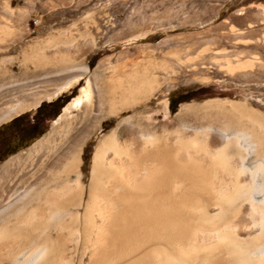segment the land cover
Segmentation results:
<instances>
[{
  "label": "bare ground",
  "instance_id": "bare-ground-1",
  "mask_svg": "<svg viewBox=\"0 0 264 264\" xmlns=\"http://www.w3.org/2000/svg\"><path fill=\"white\" fill-rule=\"evenodd\" d=\"M70 69L64 81L57 73L21 85L0 121L53 98L88 70ZM149 71L118 78L105 93L87 79L34 145L44 157L29 168L10 161L0 171V252L10 264H264V113L245 102H218L198 113V126L184 123L191 107L182 106L170 136L118 122L97 146L77 209L80 143L89 131L82 118L96 102L115 113L148 94L158 84ZM79 104V112H68ZM98 116H91L97 125ZM71 232L82 240L75 257Z\"/></svg>",
  "mask_w": 264,
  "mask_h": 264
},
{
  "label": "rangeland",
  "instance_id": "rangeland-1",
  "mask_svg": "<svg viewBox=\"0 0 264 264\" xmlns=\"http://www.w3.org/2000/svg\"><path fill=\"white\" fill-rule=\"evenodd\" d=\"M227 62L248 63L229 69ZM81 65L88 70L57 94L60 98L53 110L59 112L65 101L78 95L87 79L105 93L118 78L129 81L135 73L150 69L158 84L115 113H106L105 105L96 102L92 113L100 116L98 125L91 112L82 118L80 125L89 131L79 150L83 184L79 211L97 146L118 122L132 125L135 132L150 125L170 136L180 126L182 106L191 107L184 123L192 126L201 121L198 113L216 110L218 102H245L264 113V0H0V111L21 85L34 86L38 78L57 73L64 81L75 72L70 68ZM169 96L179 100L172 102L173 111ZM164 99L166 106L161 103ZM81 107L68 112L76 114ZM55 115L0 121V137L23 126V132L0 153V171L10 161L29 168L44 157L43 151L33 148L52 128ZM65 213L62 218L67 219ZM71 236V243L77 245L71 253L75 257L82 240L74 232ZM29 252L24 250L19 259L28 260ZM1 255L0 264H10L5 253Z\"/></svg>",
  "mask_w": 264,
  "mask_h": 264
},
{
  "label": "trees",
  "instance_id": "trees-1",
  "mask_svg": "<svg viewBox=\"0 0 264 264\" xmlns=\"http://www.w3.org/2000/svg\"><path fill=\"white\" fill-rule=\"evenodd\" d=\"M60 98V96H56L54 99H51V100H42L39 102V104L34 108L33 111H31L30 109L29 110H26V111H23L21 112L20 114L14 116L10 121V123L18 120L20 117H26L28 119V121L30 120V118H33V119H36L37 117H40L41 115H46L48 112H51L52 114H56L58 111L57 110H53V107L54 105L56 104L57 100ZM67 98H65L64 100H66ZM169 108L171 111H173V105H172V102H178L179 100H174L172 99L170 96H169ZM23 132V126L19 125L17 127H15V130L11 131V134L9 136L15 138V137H18V135L20 133ZM37 133H40L41 132V129H39L37 127V130H36Z\"/></svg>",
  "mask_w": 264,
  "mask_h": 264
},
{
  "label": "flooded vegetation",
  "instance_id": "flooded-vegetation-1",
  "mask_svg": "<svg viewBox=\"0 0 264 264\" xmlns=\"http://www.w3.org/2000/svg\"><path fill=\"white\" fill-rule=\"evenodd\" d=\"M14 138L11 137V136H1L0 137V141L2 143L1 147H0V153H3L5 152L6 148H9L10 145H11V141L13 140Z\"/></svg>",
  "mask_w": 264,
  "mask_h": 264
},
{
  "label": "water",
  "instance_id": "water-1",
  "mask_svg": "<svg viewBox=\"0 0 264 264\" xmlns=\"http://www.w3.org/2000/svg\"><path fill=\"white\" fill-rule=\"evenodd\" d=\"M58 93H60V92H58ZM58 93H57V94H58ZM57 94H55V95L53 96V98H51V99H54V98L57 96ZM51 99H46V100L48 101V100H51ZM67 101H68V100H67ZM67 101H65V102H67ZM65 102H64V103H65ZM64 103H63V104H64ZM38 104H39V102H38L34 107H36ZM63 104L60 106V110H59L58 113H56L55 118H56V117L62 112V106H63ZM28 109H30V108H28ZM26 110H27V109H26ZM58 117H59V116H58ZM57 119H58V118H57Z\"/></svg>",
  "mask_w": 264,
  "mask_h": 264
}]
</instances>
